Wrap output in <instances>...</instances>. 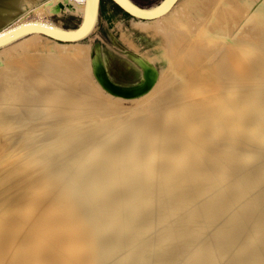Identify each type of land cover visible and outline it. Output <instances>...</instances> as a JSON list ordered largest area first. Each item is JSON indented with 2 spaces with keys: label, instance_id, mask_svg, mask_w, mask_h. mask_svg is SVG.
Here are the masks:
<instances>
[{
  "label": "bare ground",
  "instance_id": "1",
  "mask_svg": "<svg viewBox=\"0 0 264 264\" xmlns=\"http://www.w3.org/2000/svg\"><path fill=\"white\" fill-rule=\"evenodd\" d=\"M58 8L88 0H0V34ZM132 18L133 87L82 40L0 47V264H264V0Z\"/></svg>",
  "mask_w": 264,
  "mask_h": 264
},
{
  "label": "rangeland",
  "instance_id": "2",
  "mask_svg": "<svg viewBox=\"0 0 264 264\" xmlns=\"http://www.w3.org/2000/svg\"><path fill=\"white\" fill-rule=\"evenodd\" d=\"M132 1L149 8L162 0ZM42 15L63 29H74L82 21L80 15L61 8L45 11ZM133 24L132 16L112 0H100L96 23L91 32L81 39L88 47L90 55L97 57L111 81L120 88L133 87L141 82L140 57L146 53L153 55L152 48L156 45L154 39L157 36L142 31ZM153 63L160 70L159 63Z\"/></svg>",
  "mask_w": 264,
  "mask_h": 264
},
{
  "label": "water",
  "instance_id": "3",
  "mask_svg": "<svg viewBox=\"0 0 264 264\" xmlns=\"http://www.w3.org/2000/svg\"><path fill=\"white\" fill-rule=\"evenodd\" d=\"M118 7L131 16L152 19L168 12L177 0H162L153 7H141L132 0H112ZM100 0H88V11L81 23L74 29H63L54 26H48L38 22H28L20 24L6 32L0 34V47L8 42L19 38L20 36L38 32L60 41H76L86 37L94 27L98 12Z\"/></svg>",
  "mask_w": 264,
  "mask_h": 264
}]
</instances>
